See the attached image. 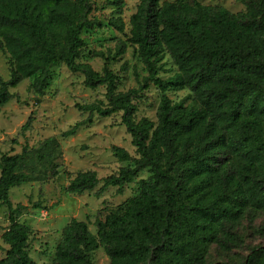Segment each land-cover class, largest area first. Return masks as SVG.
Instances as JSON below:
<instances>
[{
	"label": "trees",
	"instance_id": "1",
	"mask_svg": "<svg viewBox=\"0 0 264 264\" xmlns=\"http://www.w3.org/2000/svg\"><path fill=\"white\" fill-rule=\"evenodd\" d=\"M241 1L245 10L233 13L188 0H139L126 40L147 71L142 87L153 82L161 92L152 121L136 119V90L118 91L111 70L98 72L79 61L83 33L95 25L90 0H0V51L9 69V80L0 82V107L22 79L42 93L53 68L63 64L83 75L85 87H105V106L81 110L102 117L120 112L135 148L132 156L112 147L127 164L105 178L101 189L122 191L142 170L149 173L138 182L136 195L95 221L96 234L72 218L50 264H93L98 247L109 264H264L261 246L241 260L209 259L215 244L238 246L241 221L264 212V0ZM110 3L118 16L109 25L124 31L122 0ZM166 55L176 69L161 77ZM177 90L187 94L173 101L166 93ZM81 123L62 136L74 135ZM59 158L54 136L1 156L0 205L8 209L10 223L2 234L8 248L0 264H33L31 231L16 219L22 206H13L10 190L53 178ZM98 183L94 171H79L66 192L81 194Z\"/></svg>",
	"mask_w": 264,
	"mask_h": 264
},
{
	"label": "rangeland",
	"instance_id": "2",
	"mask_svg": "<svg viewBox=\"0 0 264 264\" xmlns=\"http://www.w3.org/2000/svg\"><path fill=\"white\" fill-rule=\"evenodd\" d=\"M90 1L95 25L83 33L86 46L79 61L90 64L98 72H102L104 67L111 70L118 77V91L136 90L132 99L137 108L136 119L145 117L156 121L161 92L153 82H149L146 88L142 87L147 71L136 48L126 40L130 17L135 13L139 0H122L120 18L124 31L109 25V20L118 16L110 0ZM188 1L222 6L233 13L245 10L241 0ZM161 63V77L172 74L176 69L168 55ZM8 80L7 58L0 51V82ZM83 82L82 74L71 72L60 64L53 68L50 82L42 93L30 88L29 79H22L10 88L11 98L0 107V158L4 154L19 153L24 146L37 147L50 136L56 137L61 146V158L56 160L57 174L53 178L25 183L10 190L13 206H22L20 213L15 215L16 219L31 231L28 252L33 264L51 263L62 230L72 218L86 222L90 232L96 234L95 221H103L113 208L136 195L138 182L149 176L146 170H142L122 191L111 186L101 189L105 178L116 175L127 164L113 155L112 147H121L132 156L136 153L120 112L102 117L96 112L81 110L89 104H107L104 86L90 89ZM166 94L171 100L178 101L186 96L187 91H168ZM77 122L82 123L76 133L63 137L62 133ZM79 171H94L99 183L81 194L66 192L70 180ZM9 223L8 209L0 205V259L8 248L2 234ZM237 234L240 236L238 246H228L225 250L215 244L211 246L209 259L241 260L251 248L264 247V212L250 213L238 225ZM92 261L93 264H109L103 247L93 252Z\"/></svg>",
	"mask_w": 264,
	"mask_h": 264
}]
</instances>
